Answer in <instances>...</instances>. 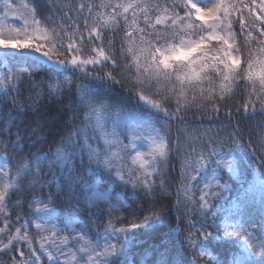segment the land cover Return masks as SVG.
I'll return each instance as SVG.
<instances>
[{
  "label": "snow or ice",
  "instance_id": "obj_1",
  "mask_svg": "<svg viewBox=\"0 0 264 264\" xmlns=\"http://www.w3.org/2000/svg\"><path fill=\"white\" fill-rule=\"evenodd\" d=\"M0 225V264L164 225L151 264H264V0H0Z\"/></svg>",
  "mask_w": 264,
  "mask_h": 264
},
{
  "label": "trees",
  "instance_id": "obj_2",
  "mask_svg": "<svg viewBox=\"0 0 264 264\" xmlns=\"http://www.w3.org/2000/svg\"><path fill=\"white\" fill-rule=\"evenodd\" d=\"M257 178V173L253 168L248 167L239 181H229L232 185V191L229 193L230 198H235L236 194L241 191V185L247 187ZM115 191L119 192L120 189L115 188ZM169 230V227L164 225L155 234L138 236L140 243L135 244L129 253L132 264H151L154 259L152 256V246L158 245L163 234L169 232Z\"/></svg>",
  "mask_w": 264,
  "mask_h": 264
}]
</instances>
